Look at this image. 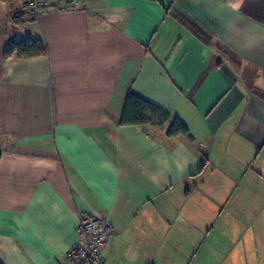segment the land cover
Returning <instances> with one entry per match:
<instances>
[{"label": "crops", "instance_id": "obj_1", "mask_svg": "<svg viewBox=\"0 0 264 264\" xmlns=\"http://www.w3.org/2000/svg\"><path fill=\"white\" fill-rule=\"evenodd\" d=\"M24 2L0 1V264H66L82 213L106 264H264V0H55L14 25ZM129 92L190 137L121 125Z\"/></svg>", "mask_w": 264, "mask_h": 264}, {"label": "trees", "instance_id": "obj_2", "mask_svg": "<svg viewBox=\"0 0 264 264\" xmlns=\"http://www.w3.org/2000/svg\"><path fill=\"white\" fill-rule=\"evenodd\" d=\"M10 3L12 0H0ZM26 14L22 10L13 12L11 15L12 24L17 25L19 17ZM46 45L42 39L27 37L21 40H14L9 37L5 46V57L14 56L16 59H25L45 55ZM121 125H153L163 126L168 124L167 135L178 134L190 137L185 125L176 117L170 115L161 108L129 92L125 98L124 109L120 119Z\"/></svg>", "mask_w": 264, "mask_h": 264}, {"label": "built area", "instance_id": "obj_3", "mask_svg": "<svg viewBox=\"0 0 264 264\" xmlns=\"http://www.w3.org/2000/svg\"><path fill=\"white\" fill-rule=\"evenodd\" d=\"M54 1L25 0L22 11L38 16L51 8ZM75 233L76 241L64 254L66 264H106L105 252L111 239L108 222L100 216L82 213L79 215ZM186 264L192 262L188 261Z\"/></svg>", "mask_w": 264, "mask_h": 264}]
</instances>
